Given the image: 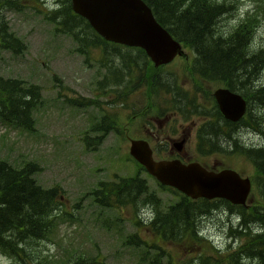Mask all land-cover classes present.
<instances>
[{
  "label": "rangeland",
  "instance_id": "obj_1",
  "mask_svg": "<svg viewBox=\"0 0 264 264\" xmlns=\"http://www.w3.org/2000/svg\"><path fill=\"white\" fill-rule=\"evenodd\" d=\"M1 1L0 22L8 23L15 36L24 42V47L16 53L0 52V74L37 85L41 99L32 111L33 131L0 120V161H8L16 167L33 161L38 165L34 175L37 182L44 188L58 186L61 189L59 198L64 210L56 211L58 217L54 230L46 240L31 248L39 252L42 259L66 261L64 258L82 252L90 257L102 256L104 264H150L141 260L146 256L143 247L124 243L128 235L136 232L148 243L152 241L145 225L150 212L145 208L138 211L131 205L103 208L94 202L92 196L100 181L141 174L150 189L162 199L164 208L180 199L173 190L162 189L134 160L130 154V139L133 138L147 139L156 150L157 147L163 149L165 142L170 144L167 136L180 140L186 132L194 131L185 145V156L189 155L186 161H199L218 170L233 168L251 177L250 204L264 201L256 184L257 167L239 149L264 146V134L256 133L252 121L245 125L247 127L242 126L230 134L218 130L206 132L202 146H199L200 134L197 138L195 133L197 135L209 119H217V116L207 113L209 110L195 104L192 97L181 95L178 89H189L191 95H197L208 108L216 101L211 96L212 101L207 93L224 86L218 82L199 81L191 75L189 57L193 52L189 48L184 46V56L161 67L133 58L135 54L131 52H124L123 60H136L137 68L129 69L133 61L127 62V67L118 68L119 72H124L121 81L109 74L107 78L112 84L109 87L105 82L103 87L109 89L104 91L98 84L108 71L98 61L99 48L89 47L88 60L86 54L78 51L72 35L59 31L48 19L47 13L63 6V0H15L23 5L19 8L1 7ZM230 3L237 5V11L219 20L225 29L236 27L240 20L250 15L256 16L264 0H234ZM258 24L254 43L257 47H264V16H259ZM77 31L86 36L84 28ZM108 56L121 63L114 51ZM261 80L264 82V76ZM125 90L127 94L119 96L118 92ZM249 90L255 95L253 88ZM174 105L178 109L175 110ZM260 109L255 110L257 122L264 121V108ZM167 116L171 118L168 120ZM104 118L105 124H101ZM258 127L264 129V122ZM102 128H107V133L100 132ZM226 128L229 127L219 125V129ZM95 135L102 137V141L92 149L87 146L85 137ZM208 144L223 146L224 150L210 149ZM236 145H239L238 149H235ZM164 156L176 158L175 153ZM161 157L155 156L156 159ZM261 179L264 181L263 177ZM231 212L220 207L204 216L198 230L201 236L204 235L203 244L191 252L187 250L188 244L160 243L178 264L198 256L201 247L205 248L207 255L221 256L223 260L218 251L231 252L244 242L243 237H231V223L235 229L239 221ZM230 218L234 220L230 221ZM139 222L140 226H137ZM146 259L150 261L148 257ZM164 262H168V257H164ZM0 264L25 263L0 252ZM195 264H199V260ZM242 264L252 263L250 259H244Z\"/></svg>",
  "mask_w": 264,
  "mask_h": 264
},
{
  "label": "trees",
  "instance_id": "obj_2",
  "mask_svg": "<svg viewBox=\"0 0 264 264\" xmlns=\"http://www.w3.org/2000/svg\"><path fill=\"white\" fill-rule=\"evenodd\" d=\"M144 1L151 7L162 26L180 41L183 47L193 52L189 59L191 75L196 80L221 83L232 92L243 96L248 103L245 116L238 122H231L223 116L216 103L206 108L198 100L197 95H191L189 89L183 91L175 85L178 92L181 91L179 92L181 95L192 97L195 104L207 110L212 108V113L217 116V119L206 121L207 124L200 128L202 132H200L199 146H202V138L206 131L208 133L218 130L217 132L230 134L242 126L247 127L245 125H249L250 121L255 124L253 129H256V133L264 134V129L258 127V124L264 121L255 120V110L260 111V108H264V82L261 83L264 76V47H257L254 43L260 26L258 18L264 16V3L256 16L250 15L245 20H240L236 27L225 29L220 26L219 20L224 15L229 13L233 15V12L237 11V5L230 3L234 0ZM19 3L15 0H2L1 7L23 6ZM47 14L48 19L56 24L59 31L72 35L78 44V51L86 54L88 60H90L88 53L91 54L89 47L99 48L101 53L100 59L97 60L108 71L98 84L102 85L104 91H107L112 84V80L107 78L109 74L112 73L117 81L124 73L118 70L122 65L127 67L126 63L133 61L129 69L132 71L137 68L136 60H123L124 52H131L135 54L133 58L138 57L153 64L143 49L109 42L101 37L85 18L73 11L71 0H63V6L54 8ZM78 28H84L86 36H81L77 31ZM23 47L24 42L15 36L8 23L1 21L0 52L8 50L16 53ZM111 51L119 55L121 63L118 64L109 58L108 54ZM105 82L109 87H103ZM196 88L199 89V85H196ZM249 88L255 90V95ZM118 94L123 96L127 91ZM207 95L214 100L213 93L209 92ZM40 99L41 90L37 85L0 74V120L3 123L33 131L32 111L40 103ZM176 107L173 106L175 110L178 109ZM250 117L252 119H249ZM105 118L101 124H105ZM220 124L229 128L219 129ZM100 132L107 133V128L100 129ZM101 139L99 135L85 137L87 146L92 149L102 141ZM238 146L236 145L235 149H238ZM207 147L224 150L220 145L208 144ZM239 149L257 167L256 184H258V193L264 200V181L261 179L264 178V146ZM37 171L38 165L33 161L27 162L22 167H16L8 161H0V252L11 258H18L25 264H104L102 256L90 257L83 255L82 252H75L64 258L66 261L54 262L42 259L39 252L31 249L34 244L38 246L42 240L49 237L56 226L58 216L55 213L58 209H63L59 198L61 189L58 186L42 187L34 176ZM160 187L173 190L180 199L164 208L162 199L150 189L148 181L141 174L130 177L117 176L113 180L100 181L98 187L92 191L94 202L100 207L118 208L131 205L138 211L145 208L150 212L151 215H147L145 225L153 238L152 241L148 243L136 232L128 235L124 242L126 245L143 247L146 256L142 257V262L178 264L162 243L188 244L187 250L190 252L196 246L200 247L204 235L199 234V226L203 217L220 207H226L239 219L235 229L234 224L230 222V234L233 238H236V235L243 237V245L231 252L218 251L223 260L221 256L217 258L207 255L205 248L201 247L198 256L181 264H195L196 260H199V264H242L244 259H250L252 264H264V201L254 205H251L250 201L247 205H234L225 199H192L175 189L162 185ZM232 219L234 220L230 218V221ZM139 224L140 222L137 226H140ZM164 257H168V262H164Z\"/></svg>",
  "mask_w": 264,
  "mask_h": 264
},
{
  "label": "water",
  "instance_id": "obj_3",
  "mask_svg": "<svg viewBox=\"0 0 264 264\" xmlns=\"http://www.w3.org/2000/svg\"><path fill=\"white\" fill-rule=\"evenodd\" d=\"M72 8L104 39L145 50L155 66L185 55L182 43L162 26L144 0H72ZM214 96L226 119L238 121L246 113V100L230 89L220 87ZM130 154L162 185L190 198H223L232 204H247L251 178L232 168L215 170L199 162L156 160L149 142L143 139H131Z\"/></svg>",
  "mask_w": 264,
  "mask_h": 264
},
{
  "label": "flooded vegetation",
  "instance_id": "obj_4",
  "mask_svg": "<svg viewBox=\"0 0 264 264\" xmlns=\"http://www.w3.org/2000/svg\"><path fill=\"white\" fill-rule=\"evenodd\" d=\"M208 110H209V114H212L213 109L209 108ZM175 115L177 116V112ZM166 118H168V120H169L171 118V116H167ZM176 119H178V117H176ZM211 120H213V119H209L208 121H211ZM227 120H229V119H227ZM200 132H202V129L198 130L197 135L195 133V137L197 136V138H199L198 134H200ZM193 134H194V131H193V133L192 132L191 133L186 132L185 135H183L180 140H174L175 137L167 136V139L170 141V144L169 143L167 144V142H165V144H163V149H160L157 147V149L155 150L153 147L154 155L156 156V154H157V156L165 157L164 155L167 153H172V154L175 153L176 158H180L182 160H187L189 158V155H187V157L185 156V145H186L187 139H189V137H191ZM157 139H159V138H157ZM163 157H161V158H163ZM165 158H167V157H165Z\"/></svg>",
  "mask_w": 264,
  "mask_h": 264
},
{
  "label": "bare ground",
  "instance_id": "obj_5",
  "mask_svg": "<svg viewBox=\"0 0 264 264\" xmlns=\"http://www.w3.org/2000/svg\"><path fill=\"white\" fill-rule=\"evenodd\" d=\"M262 82H263V81H262ZM262 82H261V83H262ZM221 113H222V112H221ZM223 116H224V115H223ZM231 237H232V236H231Z\"/></svg>",
  "mask_w": 264,
  "mask_h": 264
}]
</instances>
